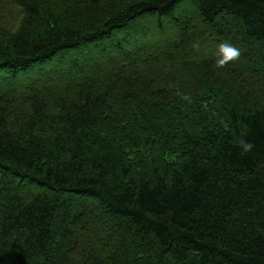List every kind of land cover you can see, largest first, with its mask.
Wrapping results in <instances>:
<instances>
[{"label":"trees","instance_id":"16d2710c","mask_svg":"<svg viewBox=\"0 0 264 264\" xmlns=\"http://www.w3.org/2000/svg\"><path fill=\"white\" fill-rule=\"evenodd\" d=\"M0 264H264V0H0Z\"/></svg>","mask_w":264,"mask_h":264},{"label":"clouds","instance_id":"9594fccd","mask_svg":"<svg viewBox=\"0 0 264 264\" xmlns=\"http://www.w3.org/2000/svg\"><path fill=\"white\" fill-rule=\"evenodd\" d=\"M217 59L215 61L218 67L225 66L229 61H234L239 58L240 51L238 48L233 46L229 42H224L218 45L217 48ZM187 99V97H185ZM240 147L242 148L243 153H248L252 150L254 145L247 141H240Z\"/></svg>","mask_w":264,"mask_h":264},{"label":"rangeland","instance_id":"374dc122","mask_svg":"<svg viewBox=\"0 0 264 264\" xmlns=\"http://www.w3.org/2000/svg\"><path fill=\"white\" fill-rule=\"evenodd\" d=\"M186 11H189V10H185V9L182 10V12H186ZM167 24H168V22H167ZM168 25H169V24H168ZM168 25H165V27L168 28ZM147 36H148V35H147ZM81 58L83 59V58H84V55H82ZM71 60H73V59H71Z\"/></svg>","mask_w":264,"mask_h":264}]
</instances>
